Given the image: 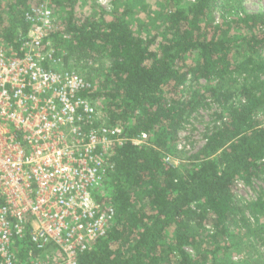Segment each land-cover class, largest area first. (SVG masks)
Segmentation results:
<instances>
[{
    "label": "trees",
    "instance_id": "16d2710c",
    "mask_svg": "<svg viewBox=\"0 0 264 264\" xmlns=\"http://www.w3.org/2000/svg\"><path fill=\"white\" fill-rule=\"evenodd\" d=\"M41 1L0 0L1 46L21 48L31 28L25 14ZM50 1L57 20L49 38L62 69L93 84L88 97L101 107L100 121L123 128L127 138L145 134L150 143L115 150L113 171L95 194L114 208L115 222L78 264H240L227 257L229 226L249 228L243 243H264V195L245 206L235 199L239 182L264 177V13L248 12L242 0L184 7L163 0L157 16L142 23L122 4L129 0H113L109 18L100 9L78 16L80 0ZM235 76L245 78L230 96L226 86ZM202 95L220 105L216 125L186 163H166L163 154L178 155L179 132ZM206 238L210 263L198 252Z\"/></svg>",
    "mask_w": 264,
    "mask_h": 264
},
{
    "label": "built area",
    "instance_id": "2783aa9c",
    "mask_svg": "<svg viewBox=\"0 0 264 264\" xmlns=\"http://www.w3.org/2000/svg\"><path fill=\"white\" fill-rule=\"evenodd\" d=\"M25 18L21 48L0 45V264H78L115 222L114 208L95 199L115 150L147 147L149 138L100 121L93 84L62 69L49 38L57 20L50 0Z\"/></svg>",
    "mask_w": 264,
    "mask_h": 264
},
{
    "label": "rangeland",
    "instance_id": "374dc122",
    "mask_svg": "<svg viewBox=\"0 0 264 264\" xmlns=\"http://www.w3.org/2000/svg\"><path fill=\"white\" fill-rule=\"evenodd\" d=\"M138 1L139 0H137V2ZM162 1L163 0H141L134 5L133 0H129L128 3L127 1H122V4L124 6L126 4V6H130L133 18L143 23L147 22L151 16H157L155 14L160 11L159 4L162 3ZM193 1L194 0H180V5H182L181 7H184L186 3H191ZM221 1L224 2L225 0ZM242 1L243 7L248 12L264 13V0ZM109 2L110 3H108V6L102 7L98 0H80L75 8V12L78 16L89 14L95 15L99 14L98 10L100 9L105 12V17L109 18L112 10L113 0H109ZM57 15L59 18L63 15V13L58 11ZM261 55L264 57V51ZM242 78L245 77H231L232 80L229 83L227 82L228 84L226 89L229 91L230 96L236 94L239 84L243 83ZM187 85H191L190 80L187 81ZM205 86V82L200 83V87H203L204 90ZM203 96L204 95H202L201 104L191 113L190 117L187 119L181 131L179 132L176 149L179 153L176 156H171L170 162V164L174 166H180V164L186 163L187 159H190V156L196 154V152L202 147L207 133H209L216 125L217 116L221 113L219 104L207 96ZM230 100L236 101L237 96L230 98ZM94 105L98 115H101V107H99L96 103H94ZM163 156L166 158V154H163ZM261 195H264V177L259 180H254L250 185L243 184L240 187H237L235 191V199L242 206L255 201ZM245 219L249 221L251 226L255 225L254 219L248 214V212L245 213ZM213 220L214 219L211 216H208L204 224V230L209 235L214 231ZM240 223L241 222H236L234 225L229 226L230 234L233 235V238L231 241L227 240V242L233 245V247L231 248V251L227 257L229 256V259H231L234 263L264 264V243L258 242L252 238L249 239L247 243H243L241 239L244 238L245 233L249 228L242 227ZM211 246L212 244L209 243L206 238V242L198 251L199 254H201V257L207 259L209 263L211 260ZM191 254L192 256H196L197 252L192 250Z\"/></svg>",
    "mask_w": 264,
    "mask_h": 264
}]
</instances>
